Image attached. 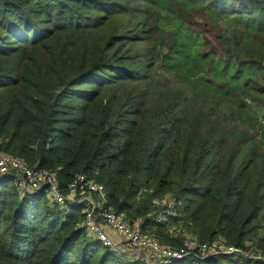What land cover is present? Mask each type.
<instances>
[{
	"label": "trees",
	"instance_id": "16d2710c",
	"mask_svg": "<svg viewBox=\"0 0 264 264\" xmlns=\"http://www.w3.org/2000/svg\"><path fill=\"white\" fill-rule=\"evenodd\" d=\"M158 70L188 89L166 94ZM130 82L165 109L118 94ZM222 105L247 131L203 130V107ZM0 154L63 185L79 174L102 183L109 207L143 217L163 244L251 240L264 257V0H0ZM166 199L175 214L156 223ZM82 217L4 179L0 264H142L94 241Z\"/></svg>",
	"mask_w": 264,
	"mask_h": 264
},
{
	"label": "built area",
	"instance_id": "2783aa9c",
	"mask_svg": "<svg viewBox=\"0 0 264 264\" xmlns=\"http://www.w3.org/2000/svg\"><path fill=\"white\" fill-rule=\"evenodd\" d=\"M8 177L14 178L16 187L23 195L45 191L50 205L61 212L79 207L83 216L80 226L86 233L94 241H100L114 253L129 260L142 264H174L198 256L247 257L243 254L245 248L227 245L223 240L201 243L192 238L178 247L164 245L159 240L146 236L142 230L143 222H131L115 212L108 205L107 188L83 174L63 185L56 171L36 169L17 157L0 154V182ZM163 204L165 211L152 218L156 223H163L175 214L172 199H166ZM256 258L264 261L260 254L253 256V259Z\"/></svg>",
	"mask_w": 264,
	"mask_h": 264
},
{
	"label": "rangeland",
	"instance_id": "374dc122",
	"mask_svg": "<svg viewBox=\"0 0 264 264\" xmlns=\"http://www.w3.org/2000/svg\"><path fill=\"white\" fill-rule=\"evenodd\" d=\"M192 21L196 23L195 27L198 31H202L205 32L206 38H208L212 44H216V41L214 39V32L212 31L213 28H210L208 25H206V20L195 16L194 18H192ZM144 49L147 50L148 49V44L144 43ZM147 60V57L144 55V61ZM145 71V70H144ZM155 79V84L158 86L159 89H162L166 94H173L177 91L180 90H187L188 89V85L182 83V81L179 80V78L173 74V73H165L161 70H158L157 73L154 76ZM128 87H126L125 89H117L118 90V94H123L125 93L126 95H128L129 93H133V95L135 96V98L141 102L144 103V105L146 104L147 106H153V107H162L165 109V106L167 105V102H165V100H160L158 102V100L156 99H151L146 97L145 94H143L144 89H140L138 90L136 88V86L138 85V83L136 82H130L127 84ZM202 107V106H201ZM203 130L206 131V125H209V127L212 129L211 131H217V130H227V131H235L237 129H242L247 131V128L240 126L237 123H231L226 119L225 113L227 114L226 108L222 105L220 108H209V107H203ZM197 132V129H194ZM206 132H210L207 128ZM252 133V132H251ZM255 141L258 143V145L260 144V139L259 137H255ZM262 148V147H261ZM263 149V148H262ZM11 184H13V182H11ZM144 218H140L138 219L136 222H138L139 224H141L142 222H144L143 220ZM110 235L113 237V233H110ZM149 237L157 239L156 236H153L151 234H149ZM158 240V239H157ZM163 244V243H162ZM166 245V244H164ZM169 246V244H167ZM173 246V245H170ZM257 246L253 245L251 240H247L245 243V250L244 253L245 255H247V257L245 256H240V258H243L245 260H249V261H254V263H264L260 260H258V258L253 259V256L256 254H260L259 250H257ZM262 257L263 255L260 254ZM249 257V258H248ZM238 260V259H236ZM179 262H177L178 264Z\"/></svg>",
	"mask_w": 264,
	"mask_h": 264
}]
</instances>
